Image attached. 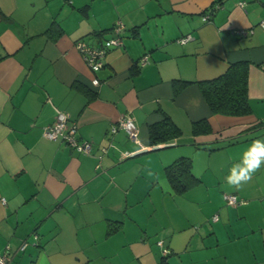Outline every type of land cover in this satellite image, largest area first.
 I'll list each match as a JSON object with an SVG mask.
<instances>
[{"label":"crops","instance_id":"crops-1","mask_svg":"<svg viewBox=\"0 0 264 264\" xmlns=\"http://www.w3.org/2000/svg\"><path fill=\"white\" fill-rule=\"evenodd\" d=\"M238 1L0 0V251L10 246V264H264V167L239 191L224 180L264 139V0ZM118 20L124 43L95 86L74 42L99 44ZM236 60L248 61L250 113H212L195 82L175 92L173 79L212 78ZM58 111L90 153L43 134ZM125 113L134 137L110 131ZM164 114L182 132L152 145L148 126ZM203 117L211 131L193 134ZM180 156L199 182L178 194L164 167ZM34 233L37 245L19 249Z\"/></svg>","mask_w":264,"mask_h":264},{"label":"trees","instance_id":"trees-1","mask_svg":"<svg viewBox=\"0 0 264 264\" xmlns=\"http://www.w3.org/2000/svg\"><path fill=\"white\" fill-rule=\"evenodd\" d=\"M51 27L53 26H50L47 30H51ZM192 82L198 84L202 96L212 113L242 115L251 112L248 98V61L236 60L230 62L222 73L208 79L197 81L173 79L175 92L180 91L185 85ZM210 131L211 126L206 117L192 122L193 134L207 133ZM181 132L180 127L167 114H164L161 119L150 123L148 126L149 141L152 145L166 143L179 136ZM164 172L173 191L178 194L183 193L199 182V179L192 171V161L188 156L176 158L164 167ZM112 224L113 226L109 228L114 230L120 222L114 221ZM37 243L36 240L35 245ZM158 245L161 247L163 257L169 254V249L164 245L163 240L162 245ZM163 248H166L168 252L164 254ZM11 252L13 258L14 252L12 250Z\"/></svg>","mask_w":264,"mask_h":264},{"label":"built area","instance_id":"built-area-1","mask_svg":"<svg viewBox=\"0 0 264 264\" xmlns=\"http://www.w3.org/2000/svg\"><path fill=\"white\" fill-rule=\"evenodd\" d=\"M238 4L240 6L245 5V0H239ZM211 17V12L207 11L202 15L203 20H208ZM259 25L264 26V19H261ZM124 24L122 21L118 20L115 22L111 29V35L101 41L99 44L93 45L88 43L82 38L75 40L74 46L81 54L85 63L89 68L95 73L91 82L93 85L97 86L100 83V78L96 75L103 66H104V57L109 49L113 47H118L123 45L124 38L122 36V29ZM233 32L239 36H246L252 32V28H234ZM191 36L187 35L179 38L178 40L184 42L190 39ZM148 61V54H144L139 59V66ZM124 129L128 136L134 137L137 131L134 116L129 113L121 114L115 123L110 127L111 132H115L118 129ZM43 134L49 139H61L75 150L83 153H89L91 144L88 140H79L77 135V126L74 122L69 120V116L66 112L58 111L55 117V120L52 123H49L44 126ZM224 200L228 204L237 203L238 197L235 193H224ZM3 199V198H2ZM216 218V215L213 216ZM34 240L29 241L28 238L22 239L19 249H25L29 243L35 244L38 235L37 233L33 234ZM158 244L162 245V240H158ZM164 254L167 253V249L163 248ZM12 258V252L10 247L7 245L3 250L0 251V264H9L10 259Z\"/></svg>","mask_w":264,"mask_h":264},{"label":"clouds","instance_id":"clouds-1","mask_svg":"<svg viewBox=\"0 0 264 264\" xmlns=\"http://www.w3.org/2000/svg\"><path fill=\"white\" fill-rule=\"evenodd\" d=\"M262 167H264V139H255L242 152L239 160L232 164L224 180L239 191Z\"/></svg>","mask_w":264,"mask_h":264}]
</instances>
